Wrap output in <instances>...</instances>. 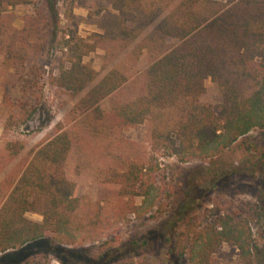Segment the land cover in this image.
Masks as SVG:
<instances>
[{"label":"trees","instance_id":"1","mask_svg":"<svg viewBox=\"0 0 264 264\" xmlns=\"http://www.w3.org/2000/svg\"><path fill=\"white\" fill-rule=\"evenodd\" d=\"M41 1L48 18H30L19 34L0 25V52L9 69L25 65V35L43 31L46 46L56 39V0ZM32 4L0 0V19L7 8ZM112 10L114 37L122 44L112 58L132 46L127 58L137 61L145 53L147 67L131 75L112 68L91 86L97 72L83 59L98 49L104 52L103 59L110 56L112 35L105 31L66 42V60L50 85L60 100L78 98L72 114L89 132L148 125L147 150L140 154L121 138L109 143L99 187L116 205L103 214V207H98L87 221L75 225L77 186L64 171L66 158L79 141L71 128L55 125L51 135L6 172L25 148L9 134L35 113L25 101L19 113L5 117L1 125L0 254L43 239L67 246L103 240L100 254L91 258L82 254L81 264H134L126 257L137 247L135 242H119L115 248L107 244L119 240L117 234L130 217L153 218L163 206L166 176L157 161L211 160L251 131L264 130V0H113ZM207 80L221 96L218 108L200 101ZM104 100L109 101L107 113L99 106ZM240 206L216 216L196 233L191 229L179 233L165 255L166 264H213L212 256L223 244L238 252L242 264H253L250 223L262 209ZM28 213L39 215L41 221L28 220Z\"/></svg>","mask_w":264,"mask_h":264},{"label":"rangeland","instance_id":"2","mask_svg":"<svg viewBox=\"0 0 264 264\" xmlns=\"http://www.w3.org/2000/svg\"><path fill=\"white\" fill-rule=\"evenodd\" d=\"M28 1L33 4L6 9L0 19V25L5 30L19 34L30 18H38L40 21L48 18L47 8L41 0ZM112 4L113 0H56L59 24L53 42L44 45L41 38L45 35L43 31L25 35L22 48L28 58L18 70L7 68L0 52V135L3 119L17 115L20 105L25 101L30 103L31 108H35L32 119L13 127L9 134L12 140L25 148L6 172L26 151L51 135L55 125L62 123L66 128H71L79 141L72 146L64 163V171L67 178L77 186L79 209L74 217L75 225L79 220L87 221L98 207H103V214L116 205L108 191L99 187L101 169L107 163L105 149L109 143L114 144L121 138L132 143L134 149L143 154L149 141V127L146 124L115 132H89L86 125H79L76 114H72L78 98L72 101L60 100L50 85V79L66 60V42L70 39H85L91 34H103L105 31L112 35L108 44L110 56L103 59L104 52L98 49L83 59L85 64L97 72V78L91 86L112 68L131 75L147 67L145 53L137 61L127 58L132 46L126 48L118 58H112L122 45L114 37L111 18L115 12ZM41 25L43 23H39V27ZM204 87L205 93L200 101L218 108L222 100L216 86L207 80ZM99 106L104 113L109 111L108 100L102 101ZM157 164L166 176L167 194L163 206L153 218L146 216L135 220L130 217L126 228L117 234L119 240L108 242L109 247L115 248L119 242L123 245L135 242L137 247L127 255V260L134 264H166L165 255L179 233L189 229L196 233L228 209H237V206L242 205L240 207L245 210L254 206L258 210L259 205L262 210L250 223L254 245L252 260L253 264H264V130L251 131L211 160L179 164L173 159H159ZM191 202L192 205L180 215L184 206ZM26 218L33 222L41 221V217L33 213L26 214ZM114 237L112 235L111 238ZM102 241L97 243L87 239L81 244L67 246L43 239L0 254V264H59V261L64 264H81L82 254L87 253L89 258L100 254ZM53 249H59L62 253L50 252ZM212 261L213 264H242L238 252L225 244L212 256Z\"/></svg>","mask_w":264,"mask_h":264}]
</instances>
